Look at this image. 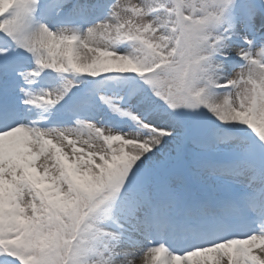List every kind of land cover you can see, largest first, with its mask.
Returning <instances> with one entry per match:
<instances>
[{"label":"snow or ice","instance_id":"snow-or-ice-1","mask_svg":"<svg viewBox=\"0 0 264 264\" xmlns=\"http://www.w3.org/2000/svg\"><path fill=\"white\" fill-rule=\"evenodd\" d=\"M264 264V0H0V264Z\"/></svg>","mask_w":264,"mask_h":264},{"label":"bare ground","instance_id":"bare-ground-1","mask_svg":"<svg viewBox=\"0 0 264 264\" xmlns=\"http://www.w3.org/2000/svg\"><path fill=\"white\" fill-rule=\"evenodd\" d=\"M137 264H144V262L141 259H138Z\"/></svg>","mask_w":264,"mask_h":264}]
</instances>
